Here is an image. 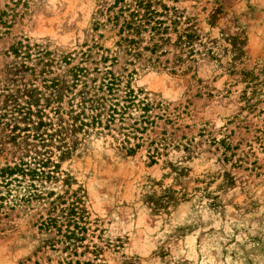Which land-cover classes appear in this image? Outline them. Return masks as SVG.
<instances>
[{
    "label": "rangeland",
    "instance_id": "obj_1",
    "mask_svg": "<svg viewBox=\"0 0 264 264\" xmlns=\"http://www.w3.org/2000/svg\"><path fill=\"white\" fill-rule=\"evenodd\" d=\"M137 1L0 0V170L39 168L34 151L59 165L47 180L0 172V264H264V0H149L170 26L154 52L152 34L122 30ZM106 71L151 105L143 132H75L81 81ZM73 190L87 230L64 249L39 223Z\"/></svg>",
    "mask_w": 264,
    "mask_h": 264
},
{
    "label": "trees",
    "instance_id": "obj_2",
    "mask_svg": "<svg viewBox=\"0 0 264 264\" xmlns=\"http://www.w3.org/2000/svg\"><path fill=\"white\" fill-rule=\"evenodd\" d=\"M128 10V9H127ZM162 13L153 8V4L149 0H138L136 6L131 10H128L127 17H123V28L126 29L131 35L141 37V33L149 32L152 42L151 52H154L160 45L158 40L167 41L170 40L169 25H165L166 21L163 20ZM176 16V15H175ZM175 20H172L173 23ZM174 24V23H173ZM176 32L175 27L171 28ZM193 34L179 35L176 40V44L185 45L189 44L192 40ZM156 39V41H154ZM126 40V38L124 39ZM131 43L135 42L133 39H129ZM78 71H81L79 69ZM74 80H81L79 73H74ZM83 90H79L78 94L80 100L75 104L77 109H70L67 114L73 122L75 132L87 133L89 129L101 128L111 130L115 121L121 122L119 127L127 130L123 132L124 136L130 137L134 132H143L146 129V125L149 123L151 109L149 102H145L144 98H139L138 94L130 87L129 84H125L122 89L121 79L114 76L111 72L106 71L103 78L98 84L87 86L84 81H81ZM87 87V88H86ZM139 111L138 117L134 119L131 124V129L122 125L124 118L127 115L131 118V112ZM136 124H139L138 126ZM46 123L42 120V117H38V121L33 125L34 134L33 138H37L39 141L44 142L43 135L38 131L45 126ZM27 130V129H24ZM101 132V131H100ZM56 142H59L55 148L59 150L60 158H66L71 153V146L65 141V138L61 135L60 131L56 133ZM135 137V135L133 136ZM125 142H128L124 139ZM48 146V144H45ZM44 145V146H45ZM140 147L139 143H135L133 146L122 147L126 153L133 154L137 148ZM35 155L29 156L33 159V163L38 165L39 168H29V162L20 159L13 167L6 166L0 170L1 175L5 178H11L14 175H20L22 177L27 176L29 180H35L40 178L41 180H47L54 177V172H58L59 165L50 160V156L45 157L42 153L34 151ZM44 154V153H43ZM31 162V161H30ZM68 176V175H67ZM66 184L71 185L70 181H66ZM79 189V188H78ZM49 192L47 195L49 196ZM70 202L64 207L58 208V204L51 200L49 202L51 210L48 216L40 221L39 227L41 230L51 233L56 230L55 234L51 237V244L61 243L64 244V249L74 248L77 242H81L86 233L87 227V215L88 212L84 207L83 200L78 194L77 190L72 191ZM57 195L55 199H60ZM67 201H60L64 204ZM75 264H80L79 261H75ZM83 264H90L84 262Z\"/></svg>",
    "mask_w": 264,
    "mask_h": 264
}]
</instances>
